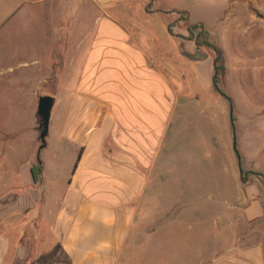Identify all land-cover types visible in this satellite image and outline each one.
I'll list each match as a JSON object with an SVG mask.
<instances>
[{
    "label": "crops",
    "instance_id": "obj_1",
    "mask_svg": "<svg viewBox=\"0 0 264 264\" xmlns=\"http://www.w3.org/2000/svg\"><path fill=\"white\" fill-rule=\"evenodd\" d=\"M154 1L8 0L10 8H61L62 19L48 22L49 53L81 61V70L58 122L50 117L45 147L39 150L36 117L30 149L11 145L0 161V264H119L136 225L149 230L143 250L154 255L151 264H160L164 244L170 264H264L263 183L243 184L238 173L237 197L203 190L178 198L189 188L176 172V148L184 156L188 146L178 124L200 125L178 110L193 105L197 62L179 54L194 47L169 35L167 11L147 8ZM79 17L89 22L77 34ZM179 61L191 75L180 90ZM51 125L57 132L48 140ZM16 134H8L11 144ZM151 187L154 203L146 200ZM217 228L221 239L213 241ZM177 235L186 237L185 258L169 248Z\"/></svg>",
    "mask_w": 264,
    "mask_h": 264
},
{
    "label": "rangeland",
    "instance_id": "obj_2",
    "mask_svg": "<svg viewBox=\"0 0 264 264\" xmlns=\"http://www.w3.org/2000/svg\"><path fill=\"white\" fill-rule=\"evenodd\" d=\"M151 7L169 14V35L182 44L189 42L192 47H201V52L208 56L206 63L194 65L193 105L189 103L187 114L181 106L178 110V116H192L200 123L197 126L178 124L179 132L184 128L182 134L188 146L184 156H181V146L176 148V172L189 187L178 189V198L192 197L203 190H210L211 196L215 192L224 198L237 197L241 192L236 178L239 171L232 150L228 102L212 85L214 70L217 71V90L230 100L233 108L236 149L242 170L240 180L243 184L250 180L264 184V0H155L154 5L147 8ZM61 10L10 8L8 0L0 3V161L14 146L23 151L30 149L39 97L53 99L50 113L53 122L62 114L60 107L71 99L81 61L52 60L54 56L49 53L51 41L55 39L48 22L61 20L64 16ZM80 15L85 16L83 12ZM81 19L78 18L79 27L74 29L77 34L85 32L81 26L89 22V19ZM203 64H208L209 69V95L204 90L207 84ZM178 65L179 72L184 74L183 82L179 81L180 90L181 84L188 82L191 75L189 65L181 61ZM205 120H208L207 125ZM54 128L55 125H51L48 140L57 132ZM12 132L17 133L13 144L7 137ZM203 133L204 142L200 140L199 148L202 154L198 155L195 136ZM157 169L158 165L153 178ZM155 191L153 187L147 190L148 203H154ZM146 222L152 223V220ZM136 226L119 264L153 262L152 252L143 250L144 233L149 235V230L146 226ZM216 235L218 228L213 241L221 239ZM184 239L186 245L185 236L173 237L169 248L178 246L185 258ZM166 248L164 244L160 264L171 263L170 251Z\"/></svg>",
    "mask_w": 264,
    "mask_h": 264
},
{
    "label": "water",
    "instance_id": "obj_3",
    "mask_svg": "<svg viewBox=\"0 0 264 264\" xmlns=\"http://www.w3.org/2000/svg\"><path fill=\"white\" fill-rule=\"evenodd\" d=\"M179 54L185 58H187L190 61L193 62H199L203 61L207 58L206 54L201 53L199 49L194 50L192 54H189L185 52L183 49L179 50ZM213 65H216V62L213 63ZM217 75V71L214 70V75L213 78H215ZM219 96L222 98L226 99L228 102V119H229V125L231 128V133H232V150L235 155L236 161H237V168L239 171V175H242V170H241V165H240V156L239 153L236 149V140H235V129L233 126V118H232V104L228 98H226L223 94L219 93V91H216ZM53 99L51 97L45 96V97H39L37 99V106H36V117L38 119V132H39V150L43 149L45 147V138L47 136L48 132V126H49V120H50V113L53 108Z\"/></svg>",
    "mask_w": 264,
    "mask_h": 264
},
{
    "label": "trees",
    "instance_id": "obj_4",
    "mask_svg": "<svg viewBox=\"0 0 264 264\" xmlns=\"http://www.w3.org/2000/svg\"><path fill=\"white\" fill-rule=\"evenodd\" d=\"M212 83H213V87L216 89V91H218L217 90L216 77L213 78V82ZM31 175H32V178H33V182H35V183L38 182L39 176L41 175V167L38 164L34 165L31 168Z\"/></svg>",
    "mask_w": 264,
    "mask_h": 264
},
{
    "label": "flooded vegetation",
    "instance_id": "obj_5",
    "mask_svg": "<svg viewBox=\"0 0 264 264\" xmlns=\"http://www.w3.org/2000/svg\"><path fill=\"white\" fill-rule=\"evenodd\" d=\"M196 49H199L201 51V47L195 45L194 50H196Z\"/></svg>",
    "mask_w": 264,
    "mask_h": 264
}]
</instances>
